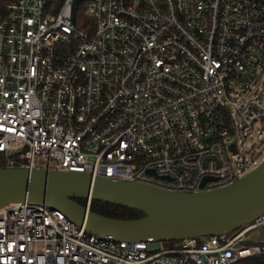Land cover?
<instances>
[{
	"label": "built area",
	"instance_id": "built-area-1",
	"mask_svg": "<svg viewBox=\"0 0 264 264\" xmlns=\"http://www.w3.org/2000/svg\"><path fill=\"white\" fill-rule=\"evenodd\" d=\"M260 80L264 0H8L0 152L5 167L185 193L222 188L255 164V154L233 157L232 139L264 129ZM258 227L264 212L173 245L120 241L14 201L0 205V264H264V239L249 244Z\"/></svg>",
	"mask_w": 264,
	"mask_h": 264
},
{
	"label": "water",
	"instance_id": "water-1",
	"mask_svg": "<svg viewBox=\"0 0 264 264\" xmlns=\"http://www.w3.org/2000/svg\"><path fill=\"white\" fill-rule=\"evenodd\" d=\"M73 197L125 206L143 216H103ZM24 200L45 204L90 233L120 241H143L148 237L172 241L220 234L247 224L264 212V159L232 184L197 193L108 177L92 178L74 171L0 167V205Z\"/></svg>",
	"mask_w": 264,
	"mask_h": 264
},
{
	"label": "rangeland",
	"instance_id": "rangeland-1",
	"mask_svg": "<svg viewBox=\"0 0 264 264\" xmlns=\"http://www.w3.org/2000/svg\"><path fill=\"white\" fill-rule=\"evenodd\" d=\"M258 94L260 95V100L264 104V80H260L256 85ZM261 133V136H259ZM237 136L232 139V143L236 147L234 151V158L238 160H244L248 163L251 155L255 154V164L250 161L248 166L245 168V172H250L256 164L264 159V129L259 130L258 133H254L248 137H244L240 130H237ZM260 150L255 152V150ZM250 243L249 244H263L264 239V229L261 227L256 228L249 234Z\"/></svg>",
	"mask_w": 264,
	"mask_h": 264
},
{
	"label": "trees",
	"instance_id": "trees-1",
	"mask_svg": "<svg viewBox=\"0 0 264 264\" xmlns=\"http://www.w3.org/2000/svg\"><path fill=\"white\" fill-rule=\"evenodd\" d=\"M8 0H0V13L4 12L5 9V3ZM83 21V17L81 14H78L75 16V22L81 24ZM11 159L13 160V165H19L21 162V159L16 153H11L9 155ZM5 155L0 152V167L4 168L6 166V160H5ZM74 201L86 205V199L85 198H78V197H73L72 198ZM89 210L96 212L98 214H101L103 216L111 217V218H116V219H134V218H139L143 216V213L132 208H128L125 206H120L116 204H111V203H106L103 201L95 200V199H90L89 203ZM178 240H172L169 241L170 244H176ZM261 259L263 257H260ZM249 262L256 263V259L254 257L248 258L247 259Z\"/></svg>",
	"mask_w": 264,
	"mask_h": 264
}]
</instances>
